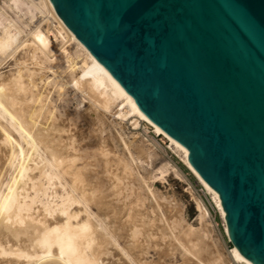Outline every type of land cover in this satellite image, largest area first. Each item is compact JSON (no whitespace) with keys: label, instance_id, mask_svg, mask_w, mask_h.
Returning a JSON list of instances; mask_svg holds the SVG:
<instances>
[{"label":"bare ground","instance_id":"6f19581e","mask_svg":"<svg viewBox=\"0 0 264 264\" xmlns=\"http://www.w3.org/2000/svg\"><path fill=\"white\" fill-rule=\"evenodd\" d=\"M9 62L11 68L1 71V65ZM53 83L59 94L72 89L77 107L84 103L77 89L91 99L85 110L91 125L87 133L75 128L71 134L61 114L55 113L49 98ZM117 100L123 102L134 127L147 124L181 155L211 196L228 237L219 196L191 166L188 152L141 112L66 26L50 0H0V175L3 167L17 161L6 189L0 190V264H163L162 257L173 249L181 254L180 264H252L236 247L225 254L214 241L202 201L194 199L197 227L179 215L182 210L176 201L170 210L163 202V209L150 180L163 179L169 164L148 177L138 171L149 162L152 144L137 142L135 136L117 139L115 134L122 152H112L111 142L107 143L112 134L105 131L119 122L105 113ZM125 115L119 113L118 118ZM94 135L96 142L87 140ZM130 177L136 187L127 181ZM47 190L53 198L42 200L40 195H47ZM147 199L152 212H160L159 208L169 212L158 217L156 211L152 217L141 211ZM152 246L160 248L156 251L160 261L144 258Z\"/></svg>","mask_w":264,"mask_h":264},{"label":"water","instance_id":"95a60500","mask_svg":"<svg viewBox=\"0 0 264 264\" xmlns=\"http://www.w3.org/2000/svg\"><path fill=\"white\" fill-rule=\"evenodd\" d=\"M217 192L228 239L264 264V0H50Z\"/></svg>","mask_w":264,"mask_h":264},{"label":"rangeland","instance_id":"374dc122","mask_svg":"<svg viewBox=\"0 0 264 264\" xmlns=\"http://www.w3.org/2000/svg\"><path fill=\"white\" fill-rule=\"evenodd\" d=\"M43 27H45V22L42 23ZM11 65V62H9L7 64H3L1 65V71H8ZM50 76V74H48ZM49 87V86H48ZM43 89V88H42ZM72 89L70 88H66L65 91L61 94H59L56 91V84L53 83V87H51V92L49 94V98L52 100V105L55 106V113H57L58 115L61 114V118L64 119L65 124L71 128L73 133V129H75L76 132H85L87 130L88 132V128L90 127V123L86 120V119H90V117L87 115V111H85L86 109H88V104L90 102L91 99H89L87 97V95L82 92L81 90L77 89L76 90V94L77 96H79L80 98H84V103L82 106L77 107L75 105V101L74 99H72ZM117 110H119V112H117ZM121 113H125V116H122L121 119L118 118V114ZM107 117H109V119H113V118H117V121L119 122L117 125H109L107 127V130L105 131V133L107 135H115V136H119L117 137L120 138L123 136V138H125V140H133L135 136V139L137 140V142H140V140L144 141V144H152V154L150 156V160L148 163H142V167H139L138 171L141 175L143 176H149L154 174L157 169L159 167H161L163 164H169L168 167L170 168L168 170V172L166 173V175L164 176L163 179L160 178H154L150 180V183L152 184L151 187L152 189L155 191L156 195L160 196L159 200L162 201V205L163 202L164 204L166 203V205L168 207H166L167 209L170 210L171 206L177 205L178 208H180L182 211L179 212V215L181 214V217L184 218L185 221H187V223L191 224L193 227H197L199 226V220H198V211H197V207L195 206L196 202L194 201V199H198L200 201H202L204 207H206L207 209V223L209 221V231L212 233H210L211 237L214 239V241L221 247L223 248V252L226 254L228 250H230L231 248V243L225 233L224 230V225H223V221L222 218L220 216V214L218 213V211H216V209H214V203L211 199V196L203 189V187L201 186V184L196 180V178L194 177V175L190 172V170L185 166L181 155L175 151L174 148L170 147V142L167 141L162 135H156L155 133H153V130L150 126H148L147 124L144 123H140L138 126L134 127L132 125V117L130 115H128L126 113V107H124L123 102H121L120 100H117L115 104H113V109L112 110H107V113H105ZM4 123V121H3ZM72 123V124H71ZM89 123V124H88ZM90 125V126H88ZM112 126V128H111ZM119 126V128H118ZM144 126L148 127V130L146 131V129L144 128ZM109 128V129H108ZM115 130V133L113 134ZM74 131V132H75ZM113 131V132H111ZM117 131H119L117 133ZM85 132V133H87ZM120 132H122V134H119ZM98 133V132H97ZM110 133V134H109ZM97 135H94L91 138H88L87 140L90 142H96V137ZM108 136V141L107 143L110 144V148L112 150V152H114V150L116 152H114L115 154H119L122 152L121 150V142L116 141L114 139L115 136L111 137ZM137 136V137H136ZM98 137V136H97ZM140 137V138H139ZM95 138V139H94ZM114 138V139H113ZM98 139V138H97ZM116 139V140H117ZM149 141V142H148ZM119 143V144H118ZM154 144V146H153ZM114 145V146H113ZM113 146V148H112ZM121 152H120V151ZM15 163H17V161L13 162L12 165H7L6 167H3L2 173L0 175V190L3 191L4 189H6V181L8 182L10 177L13 175L14 171H15ZM176 172V173H175ZM34 173L36 174L37 171H34ZM127 179H124L125 182L129 181L131 183H133L135 185V187L137 186V182L133 179V177H130L127 181ZM3 182V184H2ZM136 183V184H135ZM2 184V186H1ZM189 188V189H188ZM57 189V193L61 192V188L59 186L56 187ZM50 190H47V195H40L42 200H51L53 197L52 195L48 196V194H50ZM139 193L142 192V194L144 193V190L139 189L138 190ZM191 194V195H190ZM173 195V196H172ZM166 196V197H165ZM168 196V197H167ZM51 197V198H50ZM171 197V198H170ZM165 198V199H162ZM56 199V198H55ZM150 199V198H149ZM147 199L145 200V204L143 206L142 209H149V211L145 210H141L143 212H149L150 216L154 217L157 215L158 213V217L159 215H161V213H165L167 214L169 211L167 210L165 212V210H162V208H159L160 212H158V210H155V212L151 211V206L150 204V200ZM174 199V200H173ZM169 200H172L171 203ZM180 203H178V201ZM148 201V202H147ZM176 201L177 203H174ZM174 203V205H173ZM148 204V205H147ZM161 205V206H162ZM166 205H163V209ZM171 205V206H169ZM146 206V207H145ZM145 207V208H144ZM157 211V213H156ZM155 214V215H154ZM82 216V214H81ZM156 229V228H154ZM158 242H161L162 244V240H159ZM220 244H219V243ZM156 246H152L151 249H147V252L145 251L144 258L147 260H154L157 261L159 260V255L156 253L159 252V249H153ZM157 248V247H156ZM174 251L172 252V254H169L167 256H163L162 260L160 262H164L163 264H166V262L168 264H176L177 262H180L178 264L181 263V254L179 252V250L177 249H173ZM116 259L118 258V256H115ZM158 257V258H156ZM166 257V258H164ZM115 259V258H114ZM157 259V260H156ZM161 259V258H160ZM119 261V260H118ZM122 261V260H120ZM107 262V261H106ZM230 264H236L233 262H230ZM238 264V263H237Z\"/></svg>","mask_w":264,"mask_h":264},{"label":"built area","instance_id":"2783aa9c","mask_svg":"<svg viewBox=\"0 0 264 264\" xmlns=\"http://www.w3.org/2000/svg\"><path fill=\"white\" fill-rule=\"evenodd\" d=\"M214 209H216V211H218L217 208L215 207V205H214ZM218 213H219V212H218Z\"/></svg>","mask_w":264,"mask_h":264}]
</instances>
